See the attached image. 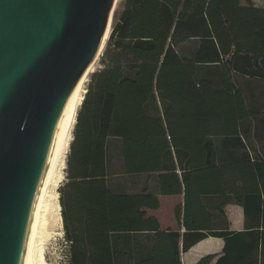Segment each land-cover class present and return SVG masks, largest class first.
<instances>
[{"label":"trees","instance_id":"16d2710c","mask_svg":"<svg viewBox=\"0 0 264 264\" xmlns=\"http://www.w3.org/2000/svg\"><path fill=\"white\" fill-rule=\"evenodd\" d=\"M108 36L58 189L67 263L181 264V253L215 237L224 243L215 264H264V155L238 152L253 138L264 154V8L123 0L96 63ZM113 140L123 175L135 179L123 183L128 192L108 180ZM141 176L157 181L160 196H182L175 229L162 230L149 214L159 198L135 189ZM208 196L221 198L220 215L240 205L244 229L213 230Z\"/></svg>","mask_w":264,"mask_h":264},{"label":"water","instance_id":"95a60500","mask_svg":"<svg viewBox=\"0 0 264 264\" xmlns=\"http://www.w3.org/2000/svg\"><path fill=\"white\" fill-rule=\"evenodd\" d=\"M110 2L0 0V264H24L65 100L98 53L108 18L111 32Z\"/></svg>","mask_w":264,"mask_h":264},{"label":"bare ground","instance_id":"6f19581e","mask_svg":"<svg viewBox=\"0 0 264 264\" xmlns=\"http://www.w3.org/2000/svg\"><path fill=\"white\" fill-rule=\"evenodd\" d=\"M118 1L119 0H111L108 13L109 17L112 11H114ZM109 22L110 21H108L107 29L109 26ZM105 34L103 36V40ZM101 44L99 45V49ZM91 62L80 73V75L74 82L69 95L65 100L64 112L61 120L55 152L48 168V171L45 177L43 178L41 186L38 190L36 206L28 226L24 264L43 263L42 256L44 253V244L50 236L46 228V218L49 215V211L52 210L50 209V207L53 205L52 194L54 188L57 185L58 180L60 179L59 172L64 166V159L68 152L69 145L73 139L72 130L76 123L78 109L81 106L84 97V84L86 82V77L89 73L93 72ZM56 196L58 198L57 193ZM57 209L60 210V206L58 205V203Z\"/></svg>","mask_w":264,"mask_h":264},{"label":"crops","instance_id":"0c3cea01","mask_svg":"<svg viewBox=\"0 0 264 264\" xmlns=\"http://www.w3.org/2000/svg\"><path fill=\"white\" fill-rule=\"evenodd\" d=\"M241 3L243 5L249 4L248 2L243 3L241 0ZM250 4L254 5L255 7H261L264 8V6L255 4L253 2H250ZM115 143H117V148L118 151L120 152V144L117 140H113ZM263 142V141H262ZM111 141L108 142L107 146V161H106V167L107 170L110 172L111 169V162L109 161V146H110ZM245 147L243 149H239V153H247L252 159L253 157L262 156L263 157V152L260 150V146L262 143L255 139H250L247 140L246 142L243 141ZM121 155V152H120ZM253 160V159H252ZM122 165V164H121ZM108 172V173H109ZM141 176V183L142 184H137L135 186L136 190H139L141 187H145L148 189L149 192L158 195V184L156 180L153 179H148L145 178L142 180ZM121 189L123 191L125 190L128 192L130 188L126 184L121 183L120 185ZM140 187V188H139ZM159 198V209L156 211H150L149 214L152 216H155L158 219V222L160 224V228L162 230L166 229H175L176 228V223L174 219V208L177 205H182L183 204V198L182 196H160L158 195ZM221 198L217 196H208V197H203L202 198V203L205 206V208L210 212L212 215V228L215 231L219 230H224L228 229L229 231H234V232H240L244 229V213L243 209L240 205H237L235 203H228L224 208H223V213L224 215H220L218 213V206L221 203ZM223 240L220 238H215V237H207L198 243H196L194 246H192L186 253H181L180 254V260L181 264H197L200 258L212 255L214 256V259L210 264H215V261L217 258L221 255L222 253V248H223Z\"/></svg>","mask_w":264,"mask_h":264},{"label":"rangeland","instance_id":"374dc122","mask_svg":"<svg viewBox=\"0 0 264 264\" xmlns=\"http://www.w3.org/2000/svg\"><path fill=\"white\" fill-rule=\"evenodd\" d=\"M243 3H250L253 2L255 4H259L264 6V0H242ZM123 3V0H119L118 3L115 6V9L112 14V24H113V19L114 15L120 10L121 4ZM106 45H104V48L101 52V55L99 57L98 63H96L95 58L92 59L91 62V67L94 71H97L98 69L101 68V63L100 59L103 54V51L105 49ZM189 48V47H188ZM180 53L183 55L185 53L184 47L182 46L180 48ZM89 73L86 77V82L84 84V94L87 91L91 75L93 74ZM80 109V107H79ZM78 109V111H79ZM78 114V112H77ZM77 117V116H76ZM75 127V125H74ZM73 132L74 128L72 130V137H73ZM117 143L114 141L110 143L109 146V161L111 162V169L110 173L108 174V180H111V183L113 186H115L116 190H119V184L120 181L122 183H129V181H134L135 179L133 177H126L123 175L122 171V158L120 155V152L118 151L117 148ZM70 150V146L68 149V152L65 156V161H64V166L61 168L59 172L60 179L57 182L56 187L54 188L53 194H52V206L50 207L49 215L46 218V228L48 230V233L50 234L48 240L45 242L44 246V253L42 256V264H68L67 263V245L65 243L64 239V232H63V226H62V221H61V216H60V210L57 209V203L59 205V192L58 189L64 184L66 180V160L67 156ZM145 177H142V180H144ZM56 193L58 194V198L56 196ZM56 203V204H55ZM60 206V205H59ZM58 210V211H57Z\"/></svg>","mask_w":264,"mask_h":264}]
</instances>
